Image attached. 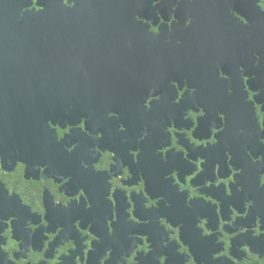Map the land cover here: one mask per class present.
I'll return each mask as SVG.
<instances>
[{
	"label": "flooded vegetation",
	"instance_id": "flooded-vegetation-1",
	"mask_svg": "<svg viewBox=\"0 0 264 264\" xmlns=\"http://www.w3.org/2000/svg\"><path fill=\"white\" fill-rule=\"evenodd\" d=\"M62 1L89 87L43 133L0 87V264H264V0Z\"/></svg>",
	"mask_w": 264,
	"mask_h": 264
},
{
	"label": "water",
	"instance_id": "water-1",
	"mask_svg": "<svg viewBox=\"0 0 264 264\" xmlns=\"http://www.w3.org/2000/svg\"><path fill=\"white\" fill-rule=\"evenodd\" d=\"M95 0H77L92 4ZM45 8H32V0H0V87H37L19 93L17 102L37 103L42 127L51 119L53 106L71 102L80 105L84 91L70 87L86 86L83 60L70 54L66 37L68 10L62 0L38 2ZM121 4H128L122 3ZM129 5V4H128ZM5 93L0 92V96ZM7 98L0 97V101ZM9 109V108H8ZM7 109L0 108L1 111Z\"/></svg>",
	"mask_w": 264,
	"mask_h": 264
}]
</instances>
